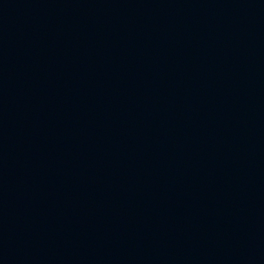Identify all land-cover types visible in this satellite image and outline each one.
I'll use <instances>...</instances> for the list:
<instances>
[{
  "label": "water",
  "instance_id": "95a60500",
  "mask_svg": "<svg viewBox=\"0 0 264 264\" xmlns=\"http://www.w3.org/2000/svg\"><path fill=\"white\" fill-rule=\"evenodd\" d=\"M0 264H264V0H0Z\"/></svg>",
  "mask_w": 264,
  "mask_h": 264
}]
</instances>
